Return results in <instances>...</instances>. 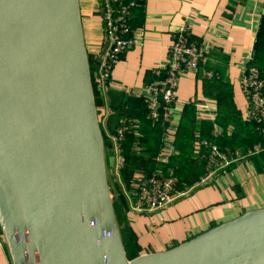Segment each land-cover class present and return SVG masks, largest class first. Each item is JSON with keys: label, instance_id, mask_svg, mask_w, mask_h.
<instances>
[{"label": "water", "instance_id": "water-1", "mask_svg": "<svg viewBox=\"0 0 264 264\" xmlns=\"http://www.w3.org/2000/svg\"><path fill=\"white\" fill-rule=\"evenodd\" d=\"M0 227L13 264H264V207L128 257L80 0H0Z\"/></svg>", "mask_w": 264, "mask_h": 264}, {"label": "crops", "instance_id": "crops-1", "mask_svg": "<svg viewBox=\"0 0 264 264\" xmlns=\"http://www.w3.org/2000/svg\"><path fill=\"white\" fill-rule=\"evenodd\" d=\"M97 1L80 0L86 46L90 59L93 57L95 60L104 37ZM263 19L264 0H145L134 10L137 43L128 48L115 65L107 97H101L102 102L97 104L100 119L112 128L122 113L139 116L144 103L143 93L153 79L154 68L168 56L178 26L188 20L193 36L203 46L215 47L209 57L214 64L226 66L234 102L242 117L249 121L243 65L256 53ZM221 55L227 59L226 63ZM176 95L183 102L171 107V118L167 124L158 123L162 146L170 147L172 156L179 152L176 140L188 105L194 107L198 123L215 120L219 111L218 100L207 89L201 75L194 71L181 75ZM107 110L112 112L107 114ZM218 125L215 124L216 133L220 132ZM204 137V129L196 126L191 154L199 159L202 150L200 139ZM107 155L109 181L115 200L119 196L125 201L126 218L138 245L133 251L136 256L168 249L248 210L264 207V153L230 165L214 173L206 182L194 186L199 177L182 187L186 192L166 207L142 213L130 210L122 182L115 173V157L110 152ZM142 167L148 169L149 165ZM131 169L133 173L139 167ZM132 173L124 177V182L132 180ZM2 236L0 227V238ZM0 264H13L6 244L0 245Z\"/></svg>", "mask_w": 264, "mask_h": 264}, {"label": "built area", "instance_id": "built-area-1", "mask_svg": "<svg viewBox=\"0 0 264 264\" xmlns=\"http://www.w3.org/2000/svg\"><path fill=\"white\" fill-rule=\"evenodd\" d=\"M98 2L104 37L100 54L94 67L91 64V70L94 89L98 90L102 98H106L115 65L121 60L124 52L137 43L133 26L134 10L145 0ZM213 48L215 47L203 46L201 41L193 36L188 20L178 26L168 56L154 68L153 79L143 93L147 117L153 124H167L171 118V107L183 102L176 95L183 73L194 71L203 78L219 77L218 73L205 67ZM253 58L251 55L243 65V84L248 99L249 120L253 122L260 138L246 146L222 145L213 138H201V158L204 160L205 172L193 183L194 186L206 182L214 173L264 151V67L253 63ZM111 112L107 110V114ZM101 122L103 134L111 145L109 152L115 157V173L122 182L131 211L142 213L164 208L186 192L181 187L175 165L171 163L173 151L167 145L161 146L148 169L141 167L133 173L131 171L132 180L124 182V169L128 165V159L123 142L133 135V151L139 154L144 148L143 132L139 129L140 118L131 117L125 112L112 128H109L103 119ZM169 127L168 125L167 128ZM5 244V238L2 236L0 245Z\"/></svg>", "mask_w": 264, "mask_h": 264}, {"label": "trees", "instance_id": "trees-1", "mask_svg": "<svg viewBox=\"0 0 264 264\" xmlns=\"http://www.w3.org/2000/svg\"><path fill=\"white\" fill-rule=\"evenodd\" d=\"M226 63L227 59L221 55ZM211 57V56H210ZM209 57L208 62L205 64L206 68L212 69L215 73L219 74V77L213 76L212 78H203L207 89H210L219 103V111L215 120H203L202 123H198L195 120V109L192 105L186 107L185 113L181 120L178 137L176 140L179 152L175 154L171 163L175 165L177 175L180 178V184L186 186L192 182H195L204 171V160L197 158L193 153V129L196 126L204 129V135L206 137L216 138L222 145H234V146H246L252 142L257 141L260 136L255 131V126L252 122L244 119L236 106L232 96V86L227 76L226 66L222 63L214 64ZM253 63L260 67H264V19L262 22L259 43L256 49V53L253 58ZM91 64L94 67L95 59L91 57ZM97 104L102 102L101 95L96 89ZM142 110L139 114L140 118V130L143 132L142 144L143 150L136 154L132 149L133 135H130L124 142V152L127 156L128 162L130 159L136 156H147L148 161L159 152L162 143L159 137L158 123L153 124L147 117V105L142 103ZM220 123L223 126L233 124L234 129L232 132H226L225 134H217L215 131V124ZM260 153H264L261 151ZM264 159V155H263ZM198 160V161H197ZM195 161H197L195 163ZM264 164V160H262ZM128 166V165H127ZM132 167H125V171L131 172ZM125 201L119 196L115 200V211L120 227L121 235L126 247L127 255L129 258H133L136 254L133 252L138 248L135 241L133 230L127 221L125 214Z\"/></svg>", "mask_w": 264, "mask_h": 264}, {"label": "rangeland", "instance_id": "rangeland-1", "mask_svg": "<svg viewBox=\"0 0 264 264\" xmlns=\"http://www.w3.org/2000/svg\"><path fill=\"white\" fill-rule=\"evenodd\" d=\"M98 2V1H97ZM98 4H99V2H98ZM250 121V120H249ZM100 122H101V119H100ZM250 122H252V121H250ZM253 123V122H252ZM219 125H218V128L220 129V132H218L217 134H225L226 132H228V131H226V129H228L229 130V132H232L233 131V129H234V125L233 124H228L226 127L225 126H223L222 124H220V123H218ZM101 127H102V122H101ZM103 130V129H102ZM228 132V133H229ZM210 138H213V137H210ZM213 139H215V140H217L216 138H213ZM104 142H105V154H106V162H107V169H108V159H107V154H108V152L111 150V145H110V143H109V140L107 139V137L106 136H104ZM221 144V143H220ZM130 163L128 162V166H127V168L128 167H132V168H135V167H139V168H141L142 166H144V165H151L152 164V162H153V160H150V161H148V157L147 156H141V155H139V156H136V157H133V158H131L130 160ZM142 165V166H141ZM205 172V168H204V171H203V173ZM129 174V170H128V173L125 171L124 172V176L125 177H127V175ZM108 176H109V171H108ZM181 187H184L183 185H181ZM114 194V193H113ZM117 196H118V194H116Z\"/></svg>", "mask_w": 264, "mask_h": 264}, {"label": "bare ground", "instance_id": "bare-ground-1", "mask_svg": "<svg viewBox=\"0 0 264 264\" xmlns=\"http://www.w3.org/2000/svg\"><path fill=\"white\" fill-rule=\"evenodd\" d=\"M254 263H259V262L258 261L250 262L249 264H254ZM126 264H133V260L132 261H126Z\"/></svg>", "mask_w": 264, "mask_h": 264}]
</instances>
